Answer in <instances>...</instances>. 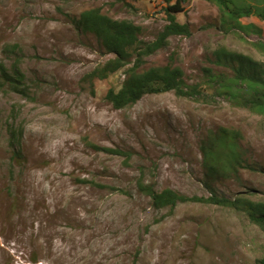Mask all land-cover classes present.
<instances>
[{"label": "rangeland", "instance_id": "1", "mask_svg": "<svg viewBox=\"0 0 264 264\" xmlns=\"http://www.w3.org/2000/svg\"><path fill=\"white\" fill-rule=\"evenodd\" d=\"M164 7L165 0H0V62L9 68L4 48L19 47L28 94L0 86V264H258L264 258V230L245 215L202 203L156 210L135 186L142 173L157 191L209 197L201 149L224 128L240 135L242 165L213 190L264 203V115L218 95L198 103L172 92L116 110L104 96L119 88L122 70L104 81L85 80L112 55L68 17L99 8L153 41L168 23ZM175 16L190 36L170 37L143 68L179 67L191 85L207 69L230 75L216 61L220 48L264 64L253 46L264 43V23L256 17L241 23L260 34L240 39L220 27L217 6L206 0H186ZM11 131L18 133L21 159Z\"/></svg>", "mask_w": 264, "mask_h": 264}, {"label": "trees", "instance_id": "2", "mask_svg": "<svg viewBox=\"0 0 264 264\" xmlns=\"http://www.w3.org/2000/svg\"><path fill=\"white\" fill-rule=\"evenodd\" d=\"M123 2L124 0H116ZM165 0L163 11L167 24L153 41L140 39L141 28L128 20H115L101 13L99 8H91L80 13L78 17H68V22L80 33L91 34L100 47L112 55L102 64L94 67L85 75V80L104 81L114 73L123 72L124 79L119 88L110 87L104 99L113 109L120 110L130 107L147 95H158L172 92L182 99L198 103H209L214 96L226 98L231 104L247 109L253 113L264 115V64L255 59L220 48L216 52V61L230 70V75L214 74L205 70V77L200 83L188 85L183 80V72L179 67L171 65L151 66L143 68L144 59L167 45L168 39L174 36H190L187 24H181L176 14L183 11L186 0ZM217 6L220 15V27L233 33L240 39L242 34L249 35L256 31L250 24L243 25L242 19L256 17L264 23V0H206ZM258 1L262 6L250 4ZM253 46L264 54V43L255 42ZM19 47L8 45L4 48L11 65L6 68L0 62V86L7 87L14 93L28 98L25 76L19 68ZM239 133L228 129H218L202 146L203 165L205 168L204 184L211 195L206 198L188 197L172 189L157 191L153 183H147L142 173L135 181V186L141 195L147 197L156 210L172 211L183 203H202L228 208L239 212L260 229L264 230V203L253 201L247 197L235 194L232 198L218 195L212 184L233 176L242 165V153L239 149ZM11 147L14 156L21 159L18 133L11 131ZM95 150L120 155L128 161V152L118 149L99 148L89 144ZM252 170H255L251 167ZM260 171L264 169L260 168ZM90 184L99 187L100 185ZM258 264H264L262 258Z\"/></svg>", "mask_w": 264, "mask_h": 264}]
</instances>
